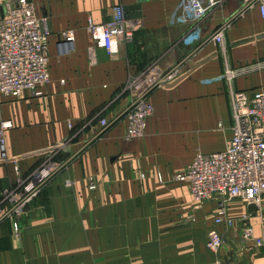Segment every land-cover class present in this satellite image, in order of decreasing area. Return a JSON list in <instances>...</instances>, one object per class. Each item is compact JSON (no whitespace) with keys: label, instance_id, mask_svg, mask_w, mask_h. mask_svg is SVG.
Here are the masks:
<instances>
[{"label":"crops","instance_id":"crops-1","mask_svg":"<svg viewBox=\"0 0 264 264\" xmlns=\"http://www.w3.org/2000/svg\"><path fill=\"white\" fill-rule=\"evenodd\" d=\"M31 1L51 28L50 80L39 95L0 94V121H11L7 151L22 171L70 138L56 154L67 167L26 206L18 234L9 219L0 223V264H264V245L241 227L264 238V194L253 212L241 199L229 202L233 225L217 226L224 242L204 256L214 202L195 208L186 184L172 181L197 150L225 147L230 90L264 88V18L255 1ZM119 3L137 27L108 54L85 26L107 21ZM224 24L222 42L214 41ZM64 29L73 32L69 51L59 43ZM226 67L243 70L228 80ZM144 71L158 80L153 111L144 135L126 139L132 94L123 86ZM99 117L110 125L97 134ZM10 178V167L0 166V191Z\"/></svg>","mask_w":264,"mask_h":264},{"label":"built area","instance_id":"built-area-1","mask_svg":"<svg viewBox=\"0 0 264 264\" xmlns=\"http://www.w3.org/2000/svg\"><path fill=\"white\" fill-rule=\"evenodd\" d=\"M224 1L211 0V3L220 5ZM254 1L264 18V0ZM227 25L218 28L211 38L222 42ZM136 27V22L128 20L123 5L119 3L114 5L107 21L89 19L85 30L94 45L113 54L118 50L120 40L132 39ZM50 35L47 17L36 13L31 0H3L0 8V94L24 98L42 93V86L50 80ZM59 35L62 50H71L74 42L72 30L64 29ZM241 70L243 68L226 67L224 75L232 80ZM156 84L158 80L145 71L131 76L124 84V89H129L132 94L123 112L126 139L144 135L146 120L153 111L150 90ZM230 107L232 134L225 147L214 151L197 150L189 164L175 174L176 180L186 184L195 200L214 202L213 226L206 235V246L211 250H216L224 242L223 232L217 226L233 225L229 202L238 198L258 204L264 194V88L252 92L231 89ZM98 123L97 134L110 125L106 117H99ZM9 126L10 120L0 121V166L10 167L12 174L9 184L0 192V223L9 219L18 234L26 206L67 167V162L57 160L56 154L70 138L46 150L40 162L24 172L19 159L7 151L5 129ZM91 180L89 186L94 188ZM64 184L72 187L74 180L66 178ZM241 227L246 239L264 245L262 236H252L250 225L242 223Z\"/></svg>","mask_w":264,"mask_h":264},{"label":"rangeland","instance_id":"rangeland-1","mask_svg":"<svg viewBox=\"0 0 264 264\" xmlns=\"http://www.w3.org/2000/svg\"><path fill=\"white\" fill-rule=\"evenodd\" d=\"M134 76H137L136 74L134 75ZM154 88H152L151 90H150V93L152 92V90H153ZM63 171V170H62ZM178 171V170H177ZM177 171H175L174 172V174H173V176H172V181H178V180H176V178H175V174H176V172ZM56 176H54L51 180H50V182H52L53 181V179L55 178ZM158 178L159 179H162V176H161V174L158 172ZM50 182H48V184L50 183ZM44 189V188H43ZM42 189V190H43ZM2 190V189H1ZM1 192V191H0ZM192 196V195H191ZM193 198V197H192ZM191 198V199H192ZM192 201H193V203H194V207L195 208H197V207H199V206H201L205 201H202V202H200V201H197V200H195L194 198L192 199ZM221 247V246H220ZM220 247L219 248H217L216 250H211V249H209L207 246H206V241H205V249L202 251L203 252V255L204 256H211V254L212 255H214L215 256V253L217 254V250H219L220 249ZM195 252H197V251H195ZM193 261V260H192Z\"/></svg>","mask_w":264,"mask_h":264},{"label":"water","instance_id":"water-1","mask_svg":"<svg viewBox=\"0 0 264 264\" xmlns=\"http://www.w3.org/2000/svg\"><path fill=\"white\" fill-rule=\"evenodd\" d=\"M258 208V204H256L255 202H249L248 203V210L250 212H253L254 210H256Z\"/></svg>","mask_w":264,"mask_h":264}]
</instances>
